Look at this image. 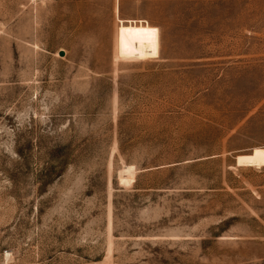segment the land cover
<instances>
[{"label":"rangeland","instance_id":"rangeland-1","mask_svg":"<svg viewBox=\"0 0 264 264\" xmlns=\"http://www.w3.org/2000/svg\"><path fill=\"white\" fill-rule=\"evenodd\" d=\"M255 148L264 0H0V264H264Z\"/></svg>","mask_w":264,"mask_h":264},{"label":"bare ground","instance_id":"bare-ground-1","mask_svg":"<svg viewBox=\"0 0 264 264\" xmlns=\"http://www.w3.org/2000/svg\"><path fill=\"white\" fill-rule=\"evenodd\" d=\"M236 166L258 169L264 167V149L255 148L250 155L236 157Z\"/></svg>","mask_w":264,"mask_h":264},{"label":"water","instance_id":"water-1","mask_svg":"<svg viewBox=\"0 0 264 264\" xmlns=\"http://www.w3.org/2000/svg\"><path fill=\"white\" fill-rule=\"evenodd\" d=\"M61 56H63V53L61 52Z\"/></svg>","mask_w":264,"mask_h":264}]
</instances>
